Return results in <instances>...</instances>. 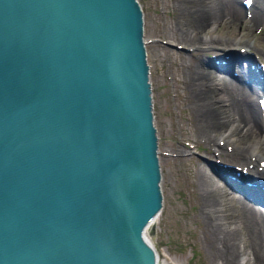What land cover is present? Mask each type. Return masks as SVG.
Listing matches in <instances>:
<instances>
[{
	"label": "water",
	"instance_id": "1",
	"mask_svg": "<svg viewBox=\"0 0 264 264\" xmlns=\"http://www.w3.org/2000/svg\"><path fill=\"white\" fill-rule=\"evenodd\" d=\"M139 0H0V264H157Z\"/></svg>",
	"mask_w": 264,
	"mask_h": 264
},
{
	"label": "bare ground",
	"instance_id": "2",
	"mask_svg": "<svg viewBox=\"0 0 264 264\" xmlns=\"http://www.w3.org/2000/svg\"><path fill=\"white\" fill-rule=\"evenodd\" d=\"M172 5L178 11L174 30L177 38L194 43L198 50L215 44L223 53L222 63L201 59L200 64L181 66L185 77L181 81L187 90L195 127L202 131L200 135L214 152H223L229 161L243 165L238 178L240 183L226 177L227 171L223 168L218 172L229 180L226 181L229 185L248 196L231 197L228 190L215 185L208 173L196 169L195 184L205 230L219 245L215 251L219 252L217 258L224 257L222 264H240L236 249L238 226L231 227L221 219L222 212L233 208L240 220V230H245L248 236L243 248L251 247L254 264L264 263V103L256 99L257 94L264 93V87L258 83L264 82L258 69L259 60H263L261 65L264 66V57L260 59L252 54L254 46L242 34V30L252 25L264 26V0H251L247 4L241 0H172ZM219 25L225 28L227 35L220 40L208 39L206 35ZM215 69H231L233 80L218 75ZM219 133L233 136V144L224 146L222 143L226 140L220 142L222 136L216 140ZM244 174L248 177L241 178ZM158 261L157 256V264H170Z\"/></svg>",
	"mask_w": 264,
	"mask_h": 264
},
{
	"label": "rangeland",
	"instance_id": "3",
	"mask_svg": "<svg viewBox=\"0 0 264 264\" xmlns=\"http://www.w3.org/2000/svg\"><path fill=\"white\" fill-rule=\"evenodd\" d=\"M139 2L143 11V38L149 64L162 192V206L154 221L155 231L153 234H148V237L156 249L160 263L167 261L170 264H222L224 257L217 258L219 252L216 254L215 251V249L218 251L219 245L217 242L214 243V239L205 230L201 201L195 184L196 169L208 173L215 185L228 190L231 197L241 199L247 195L229 185L217 168L228 170L227 172L237 170L240 174L243 165L229 161L223 152H214L201 136V129H196L187 90L183 88L184 84L181 81V78L185 77L180 67L189 63L200 64L201 59L204 62L209 59L216 63L214 59H223V53L215 44L198 50L194 48V43L192 45L183 42L175 36L178 11L172 5V0H139ZM263 27V25H252L242 30L243 38H249L254 46L251 49L252 54H256L260 59L264 57ZM226 33L225 28L219 25L206 37L220 40L227 35ZM241 48L244 49V46ZM215 71L218 75L233 80L231 69L229 71L215 69ZM261 95H256V99L260 102L264 99V93ZM261 103L263 104V101ZM220 136L223 137L220 138V142L222 139L226 140L222 143L224 146L233 144L231 140L233 136L226 137L219 133L216 140ZM183 150L185 151L181 153ZM223 163L227 164L225 168ZM221 219L231 227L238 226L237 241L240 250L236 249L239 263L254 264L251 247L247 246L245 250L242 246L248 236L245 230L239 228L240 220L237 213L230 208L229 212H222Z\"/></svg>",
	"mask_w": 264,
	"mask_h": 264
},
{
	"label": "snow or ice",
	"instance_id": "4",
	"mask_svg": "<svg viewBox=\"0 0 264 264\" xmlns=\"http://www.w3.org/2000/svg\"><path fill=\"white\" fill-rule=\"evenodd\" d=\"M249 2H251V0H249Z\"/></svg>",
	"mask_w": 264,
	"mask_h": 264
}]
</instances>
